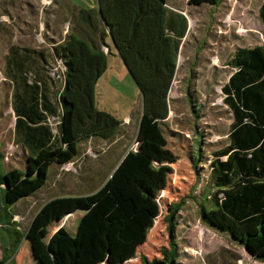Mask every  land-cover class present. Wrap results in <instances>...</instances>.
<instances>
[{"label": "trees", "instance_id": "1", "mask_svg": "<svg viewBox=\"0 0 264 264\" xmlns=\"http://www.w3.org/2000/svg\"><path fill=\"white\" fill-rule=\"evenodd\" d=\"M96 1V8H79L78 16L90 26L98 22L101 40L110 37L139 89L142 112L135 140L164 146L160 123L168 117V93L186 19L170 10L167 0ZM259 17L264 25V0ZM17 49L11 48L6 72L14 84L15 135L29 152L24 171L14 168L0 173L4 211L0 212V228L14 233V249L24 234L12 220L10 205L38 191L51 165L73 159L80 142L110 139L122 123L96 105L97 82L107 69L110 51L75 35L66 37L53 54L59 67L51 68V72L60 80L61 88H56L52 98L46 81L50 67L44 74L36 72V62L32 63L29 54L33 51L23 47L24 53H20ZM228 65L233 71L222 92L233 116L229 143L210 161L212 207H201V219L213 229L228 232L251 257L264 262V44L236 49ZM167 181L165 170L155 167L146 154L127 150L97 189L80 199L62 200L73 210L83 207L76 231L72 234L65 226L54 230L34 264H123L132 259L159 214L158 196ZM45 212L40 218L46 217L49 224L54 211L53 215ZM38 224L34 221L31 232ZM176 253L172 245L163 250L161 260L146 264H174ZM8 259L3 255L0 264Z\"/></svg>", "mask_w": 264, "mask_h": 264}, {"label": "rangeland", "instance_id": "2", "mask_svg": "<svg viewBox=\"0 0 264 264\" xmlns=\"http://www.w3.org/2000/svg\"><path fill=\"white\" fill-rule=\"evenodd\" d=\"M67 1L0 0L1 174L14 168L24 171L27 166V154L14 131L11 83L3 76L6 49L12 43L38 50L49 38L46 29L62 35L75 18L85 21L79 18L78 9L73 12L76 13L73 18ZM69 1L70 5L83 9L97 5L96 0ZM262 1H167L169 9L185 17L187 28L168 93V117L160 123L166 138L164 146L135 140L142 112L140 92L110 37L106 36L111 53L107 55V69L97 82L96 105L122 123L110 139L92 138L80 142L73 159L51 165L48 178L38 191L10 205L12 220L24 235L14 249L11 238L14 233L0 228V260L5 255L9 257L5 264H34L36 254L44 248L54 230L65 226L73 234L84 210L81 206L73 210L62 200L80 199L99 187L113 165L131 149L146 154L155 167L163 168L168 181L158 196L159 214L146 241L137 248L135 256L123 264L161 260L163 250L171 249L172 245L177 251L174 264H264L251 257L228 232L213 229L201 219V207H212L209 194L214 187L209 178L210 161L229 143L233 116L223 102L222 92L233 71L228 60L238 48L264 44V25L259 17ZM99 29L98 22L90 26L92 36ZM65 32L59 39L66 36ZM47 66L50 79L47 76L46 81L54 98L61 82L51 72V68L56 67L54 59L51 58ZM52 131L57 132L55 128ZM175 206L177 209L173 210ZM45 209V214L49 215L54 211L52 224H48L46 217L40 218ZM0 212L4 213L1 189ZM172 212L173 217L169 218ZM34 221L39 224L31 232Z\"/></svg>", "mask_w": 264, "mask_h": 264}, {"label": "crops", "instance_id": "3", "mask_svg": "<svg viewBox=\"0 0 264 264\" xmlns=\"http://www.w3.org/2000/svg\"><path fill=\"white\" fill-rule=\"evenodd\" d=\"M67 2H68L67 3V7H69L72 10L71 14H72L73 18H75L76 13H73V12L76 9L79 10V7H76L74 5H70V1L69 0ZM13 3H14V1H13ZM96 4H97V1H96ZM63 5L66 6V2ZM96 6L97 5H93V6H91V8H96ZM174 12L176 14H180V13H178L176 11H174ZM176 17H178V20L180 19L179 16L176 15ZM84 22L85 21H82V20H76V18H75V20H72V23L68 24L66 32L64 31L66 36L63 39H59V36L61 37L62 35H64V32H63L62 35L61 34L58 35L55 32V30H53V29H51V28L50 29H46L47 33L50 34V35L48 36L49 38L47 39V41L44 42V45H42L41 48H39V49L37 48L38 50H36L35 48H30L33 51V52L29 53L32 56V59L30 58V60L32 61V63H34L33 62V60H34L38 64V65H36V63H35V66H33L34 68L35 67L37 68L36 72H38V73L41 72L42 74L46 73V70H47L46 67H47L50 59L51 58L53 59L54 50H57L60 47V45L63 44L64 39L66 37L70 36V35H75V36H77V37H79L81 39H84L90 45L100 46L101 49L104 47V49H102V50H104L105 52L110 51V53H111V49L108 46V44L106 43V39L107 38L103 37V40H101V38L99 36V33H96L95 36H92L91 30H90V25L87 22L86 23H84ZM13 31H14V29H13ZM12 47H16V48H18L17 50L20 53L21 52L24 53L23 49H22L23 47H20L18 44H12L11 43L6 49V53H5V56H4L5 67H4V70H3L4 71L3 72V76H4L5 79L9 80L10 83H11V91H12L11 92V96L14 93V84H13V82L11 80L10 75H8L6 71H7V62H9L10 58L12 57V54H11V48ZM27 48H28V46H27ZM25 54H27V52H25ZM11 107H12V111H13V114H14V124H15L16 116H15V113H14V110H13V106H12V97H11ZM90 139H92V138H90ZM18 140L22 144L23 149L25 150V153L28 155L29 149L22 142L21 138H18ZM115 165H116V163H115ZM115 165H113V167ZM112 168H111V170H112ZM108 174H107V176H108ZM106 177H105V179H106ZM105 179L102 181V183L105 181ZM97 188H95V189H97ZM86 194H88V193H86Z\"/></svg>", "mask_w": 264, "mask_h": 264}, {"label": "built area", "instance_id": "4", "mask_svg": "<svg viewBox=\"0 0 264 264\" xmlns=\"http://www.w3.org/2000/svg\"><path fill=\"white\" fill-rule=\"evenodd\" d=\"M59 67V66H58ZM57 66L55 67V69H57L58 68ZM53 119V118H52ZM50 122H51V120H50ZM52 126H54L55 125V123L54 122H51L50 123Z\"/></svg>", "mask_w": 264, "mask_h": 264}]
</instances>
